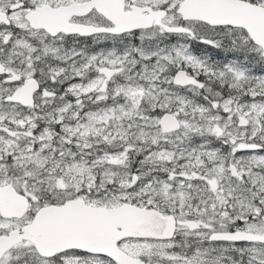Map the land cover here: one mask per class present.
<instances>
[{
  "label": "snow or ice",
  "instance_id": "obj_1",
  "mask_svg": "<svg viewBox=\"0 0 264 264\" xmlns=\"http://www.w3.org/2000/svg\"><path fill=\"white\" fill-rule=\"evenodd\" d=\"M0 264H264V0H0Z\"/></svg>",
  "mask_w": 264,
  "mask_h": 264
}]
</instances>
